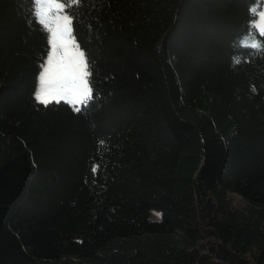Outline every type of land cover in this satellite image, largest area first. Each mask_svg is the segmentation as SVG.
Returning <instances> with one entry per match:
<instances>
[{"label": "trees", "instance_id": "1", "mask_svg": "<svg viewBox=\"0 0 264 264\" xmlns=\"http://www.w3.org/2000/svg\"><path fill=\"white\" fill-rule=\"evenodd\" d=\"M60 2L80 112L37 101L51 33L0 0V264H264L263 0Z\"/></svg>", "mask_w": 264, "mask_h": 264}, {"label": "snow or ice", "instance_id": "2", "mask_svg": "<svg viewBox=\"0 0 264 264\" xmlns=\"http://www.w3.org/2000/svg\"><path fill=\"white\" fill-rule=\"evenodd\" d=\"M35 4L40 8V23L45 24L51 33V55L47 56V66H42L39 91L35 92L34 96L45 106L53 101H65L72 105L76 112H80L82 108H87L92 100V72L89 71L85 51L80 49L79 42L75 40L74 29L71 27L72 19L68 15L56 14L54 19L62 21L63 24L52 26L46 17L53 9L57 10V13L63 10L65 5L60 0H47L46 3L35 0ZM260 16L264 19V12H261ZM261 31L264 33V27H261ZM153 215L158 219L162 217V213L156 211H153Z\"/></svg>", "mask_w": 264, "mask_h": 264}, {"label": "rangeland", "instance_id": "3", "mask_svg": "<svg viewBox=\"0 0 264 264\" xmlns=\"http://www.w3.org/2000/svg\"><path fill=\"white\" fill-rule=\"evenodd\" d=\"M261 12H264V0H263V4H262V7H261V9L259 10V12H258V16H257V18H256V20H255V26L257 27V31H258V33H260V34H262L261 32V27H264V19H262L261 18V16H260V13ZM59 15H64V14H59ZM56 24H60V25H62L63 24V22L62 21H56L55 19H54V21H53V26H56ZM262 35H264V34H262ZM244 42L245 43H248V44H251V45H255V44H257V40L256 39H252L251 38V40L249 41V42H246V40H244ZM48 55H51V39H50V49H49V51H48V54H47V56ZM47 56H46V58L44 59V61L42 62V64H41V68H40V71H39V73H38V75H37V84H36V89H35V92H37V91H39V75L43 72V67L42 66H47ZM34 92V93H35ZM47 98H49L50 99V97H47Z\"/></svg>", "mask_w": 264, "mask_h": 264}, {"label": "clouds", "instance_id": "4", "mask_svg": "<svg viewBox=\"0 0 264 264\" xmlns=\"http://www.w3.org/2000/svg\"><path fill=\"white\" fill-rule=\"evenodd\" d=\"M262 4H263V2H262ZM262 7V6H261ZM259 12V11H258ZM258 12H257V16H258ZM255 22V21H254ZM255 24V23H254ZM256 27V26H255ZM256 29H257V27H256ZM258 30V29H257ZM262 33V32H261ZM262 34H264V33H262Z\"/></svg>", "mask_w": 264, "mask_h": 264}]
</instances>
